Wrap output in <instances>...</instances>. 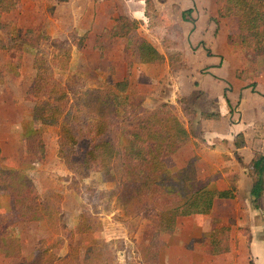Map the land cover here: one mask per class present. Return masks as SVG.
Here are the masks:
<instances>
[{
  "label": "rangeland",
  "instance_id": "1",
  "mask_svg": "<svg viewBox=\"0 0 264 264\" xmlns=\"http://www.w3.org/2000/svg\"><path fill=\"white\" fill-rule=\"evenodd\" d=\"M9 1L13 3V8L10 13L0 17V23L10 24L14 30L39 26L46 41L68 40L71 43L72 55L68 66L53 65L54 77L63 84L71 78L91 88L120 80L125 73V47L136 51L143 40L149 41L165 53H180L182 48L186 61L182 63V67L177 66V63L169 70L166 63L134 66L135 76L133 81H130L127 98L130 101L137 97L142 98L140 118L145 119L154 112L171 110L186 126L191 121L192 136L198 140L201 139L204 129L208 137L221 127V130L225 131L227 124H231L233 119L238 121L240 117L245 118L247 115V108L240 113L236 111L238 110L236 98L233 99L228 93L233 86L242 85L241 81L231 77V72L243 71L242 73L250 78L248 81L251 86L246 88H251L252 91L255 89V80L264 77L263 58H259L257 63L252 65L253 69L255 68L254 74H247L249 64L245 52L241 46L228 43L229 36L238 34L237 20L211 18L216 16V0H180L173 1V4L169 0H152L154 11L146 10L144 3L134 0H70L67 4H56L51 0ZM187 9H192L189 18L193 21L198 19L199 28L193 26V30L190 31L187 25L183 29L185 24L182 11ZM144 13L146 17L143 16ZM132 17L142 19V23L139 22L138 29L127 39L99 37L103 28L109 30L108 28L114 24L125 19L132 20ZM25 51L18 65L8 54L0 53V149L4 157V166L27 173L34 180L41 198H49L57 193L64 196L60 230L54 238H63L66 233L72 232L76 236L75 247L79 249L81 264H142L137 249L143 245L147 246L150 242L156 222L153 211L170 207L171 204L147 198L152 213L144 219L124 221L121 207L115 201L118 186L112 174L91 173L85 179L75 176L78 180V189L74 191V185L71 183L72 172L58 157L59 124L35 121L31 112L32 105L24 99L25 91L35 74L34 52L29 49ZM212 51L222 56L227 54L229 57L221 70L212 71L213 74L221 76V81L225 79L224 85L221 84L219 88L216 85L217 77L211 79L203 76L199 79L198 72L202 73L206 68L204 64L198 65V61L206 55H212ZM207 74L211 76V73ZM245 83L248 85V82ZM221 91L225 95L229 94L228 97L233 101L231 118L207 121L206 125L216 124V127L204 128L202 126L204 120H201L200 113H216V96L220 95ZM183 98L185 103L180 102ZM253 100L255 97L251 96L250 91L242 93L244 106ZM190 111H194L196 116L189 115L187 112ZM245 119L242 121L247 122ZM259 124L254 128L255 138L264 135V129L259 127ZM34 131L40 132L44 139L46 158L42 163L37 162L31 155L23 154L24 138ZM194 143L199 154L206 156L212 163L213 159L217 160L212 166L220 168L224 165V161H220L214 151H211L213 146L212 148L202 146L200 141ZM86 145L87 141L82 139L73 155L74 160L80 161L83 158ZM218 146L225 158V153L231 148L228 141L223 140ZM186 153L189 154V151ZM251 154L250 150L245 151L243 159L249 158ZM166 162L172 170H176L181 163L174 161L173 156ZM235 167L242 174L246 164L237 161ZM227 169L225 167L224 171ZM201 170H207L205 164ZM241 181L242 179L239 181V188L242 187ZM243 181L250 188V180L245 178ZM217 202L219 201L216 200L214 203ZM260 206L262 208L258 210ZM240 207L242 218H236L232 224L233 260L239 255L237 251L244 247L240 241L242 238L238 235L242 228L243 230L248 228V225H245L246 217H249L250 225L264 227V201L256 206L249 201L248 195L244 192ZM0 210L15 217L12 213L14 209L7 197L0 196ZM82 212L93 214L95 228L88 233H81L77 229L79 215ZM237 213L234 211L232 215L238 216ZM191 224L195 229L196 221L193 223L190 220L179 221L173 236L163 240V245L158 249V258L156 260L154 257L153 264H180V246L189 241L193 233L190 229ZM208 225L207 220L205 222L207 230ZM12 230L21 236L27 257L35 250H43L54 239L45 224L24 225L15 222ZM100 234L107 237L102 244L87 246L88 240L101 237ZM202 244L197 246L196 250L202 258L199 260L194 256L188 259L192 258L199 264H210V259L205 257L207 252L205 243ZM187 249L195 250L193 242L189 243ZM17 260V263H22L24 258ZM221 263L223 261L217 259L213 264Z\"/></svg>",
  "mask_w": 264,
  "mask_h": 264
},
{
  "label": "trees",
  "instance_id": "2",
  "mask_svg": "<svg viewBox=\"0 0 264 264\" xmlns=\"http://www.w3.org/2000/svg\"><path fill=\"white\" fill-rule=\"evenodd\" d=\"M63 4L69 0H52ZM146 10L154 11L151 0H143ZM13 8L9 0H0V17ZM218 19L235 18L238 34L227 38L229 44L239 45L246 54L247 74L253 75L259 58L264 59V0H216ZM190 13L185 11L184 18ZM138 21L125 19L113 28L104 30V39H127L136 31ZM34 52L35 74L27 87L24 99L32 105L35 121L59 124L58 157L72 172L73 189L78 188V180L87 178L91 173L112 174L118 192L115 201L123 212V220L144 219L152 213L147 198L164 204L165 208L155 210V228L147 246L139 248L142 260L149 263L155 250L162 245V237L176 230L181 217L208 215L216 199H234L236 178L229 179V189L215 191L208 183L198 180L195 158L190 159L179 170H172L167 159L190 141L191 121L186 126L171 110L154 112L147 118H140L142 98L133 101L127 98L129 77L134 62L141 64L161 63L164 56L146 41L137 50L125 47L124 60L127 64V77L113 85L85 87L69 78L63 84L54 77L53 65L68 66L71 60L72 45L68 40L48 42L43 30L38 26L14 30L10 24L0 23V52H5L20 63L25 50ZM169 67H182L180 53H165ZM236 71V78L248 82L249 77ZM249 75V76H250ZM185 103V99L180 100ZM185 110V109H184ZM193 117L194 111L187 112ZM201 120H219L214 112L200 113ZM133 125V126H132ZM87 145L80 161L73 155L80 141ZM234 145H244L243 135L236 136ZM23 154L33 156L37 162L46 158L45 143L40 132L34 131L24 138ZM4 158L0 151V193L12 200L16 218L21 223L44 222L54 234H59L61 194L41 198L33 180L23 171L4 168ZM252 185V203L258 206L264 197V151L256 153L249 166ZM76 176V177H75ZM12 218L0 216V255L6 258H20V240L9 231ZM95 228L93 214L82 212L77 229L88 233ZM68 253L58 257L64 246L63 238H54L43 250L23 264H80L78 250L73 247L74 235H65ZM229 229L222 227L214 230L210 242V253L218 255L229 250ZM92 240L89 246L102 244Z\"/></svg>",
  "mask_w": 264,
  "mask_h": 264
},
{
  "label": "crops",
  "instance_id": "3",
  "mask_svg": "<svg viewBox=\"0 0 264 264\" xmlns=\"http://www.w3.org/2000/svg\"><path fill=\"white\" fill-rule=\"evenodd\" d=\"M134 1L139 2V3H144L143 0H134ZM169 1L172 4L174 3L173 1L180 2V0H169ZM67 3H69V2H67ZM67 3H63V4H67ZM56 4H58V3H56ZM144 6L146 9L145 3H144ZM185 11H190V13H191L192 9H187V10L182 11L183 17H184L183 13ZM190 13L187 16H185V18H184L183 24H185V25L183 26V29H184V27H187V25H188L189 27H187V28H190V31H191V30H193V26H196V28H199L200 25L198 23V19H196V21H193L189 18ZM143 16L146 17V14L144 13ZM216 17H217V12H216V16H212L211 18H216ZM136 18L137 17H132V20H135V21L142 23V19H136ZM189 23L192 25H189ZM115 25L116 24H114V26ZM114 26H112L111 28H113ZM111 28H108V29H111ZM104 30H107V29L103 28L101 30V34L99 36L100 38H102L101 35L104 32ZM182 32L183 31H181V33ZM181 33H180V35H181ZM182 36H183V33H182ZM115 39H120V38H115ZM143 41L150 43L147 40H143ZM210 47H212V45H210ZM212 48H211V50H213ZM156 49L160 54H162L164 56L165 59L163 62L153 63V64H141V63H135L134 62L133 67L134 66H146V65L166 63L168 70H169V68H170L169 67V61L166 58L165 52L160 51L158 48H156ZM180 50H181L180 54L182 53V56L180 57L181 63H184L186 61H185V57L183 56V54H184L183 49L180 48ZM0 53H2V52H0ZM216 57H218V58H216ZM228 58L229 57L227 56V54L222 56L221 54H218L217 52L212 51V55H206L205 58L199 60L198 65L204 64V66L206 68L202 73L198 72L200 74L199 79H201L203 76H204V78L209 77L211 79L217 77L216 78L217 79L216 80L217 87L219 88L221 86V84L224 85L225 79L223 81H221L220 80L221 76L213 74L212 71H215V69L221 70V67L228 60ZM124 62L126 64L125 60H124ZM133 67H132V71H131V74L129 77V84H130L131 80L133 81V78L135 76V68H133ZM207 73H211V76L208 75ZM235 73H236L235 70H234V72H231V77H234L235 79L241 81L242 85L240 87H238V86L234 87L233 86L232 89H230L228 91V93H230L233 96V99L236 98L235 104H236V106H238V110H236L238 113H240L241 110H243L244 108H247L246 109L247 115L245 116L246 119L242 118V117H240V119L238 121H235L233 119L232 120L233 122L231 124H227L225 131L221 130V128H222L221 127L220 129H217L216 131L212 132V134H209L210 136H208V137H206L208 134H207V131L204 129V131H202L203 134L200 136L201 137L200 140L192 137L189 142H187L175 154L172 155L174 157V161H176V162L181 161L180 165H178L176 170L183 168L190 159L195 158V168H196L198 180L201 183L207 182L209 188L212 190L219 191V192L226 191L229 189V179L232 177L236 178V184H235L236 185V193H235L234 199H216L219 202H217L216 204L213 203L211 212L206 216H190V217H181L178 219L176 230L178 228L179 221L185 222V220H190V222H192V223H193V221H196V223H197V224H195V229L193 228L192 224L190 226L191 232H193V233L191 234V237L189 238V241L187 242V244L180 246V264H199V263L195 262L194 260H192V258H191V260H189L188 258L189 257L194 258V256L196 259H199V260H200V258H202L201 255L196 252L197 246L203 245L202 243H205L204 245L206 246V250H207V252L205 253V257L208 260L210 259V262H209L210 264H213L214 261H216L217 259H219L220 261H223V263H221V264H249V263L264 264V227H262L260 225V228H259L258 226L256 227L254 225H250V223H248L249 217L248 218L246 217L247 221L245 222L246 223L245 225H248V228L246 227L243 230V228L241 227L242 228L241 232L238 235V236H240V238H242L240 241L242 242V245L244 247L241 250L237 251V253L239 254L237 256V259L233 260V254H232L233 253V250H232L233 225L232 224H234V220L236 218H240V219L242 218V215H240L241 214L240 211H242L241 207H240L242 193L244 195V192H245V194L248 195L249 201L251 200V202H252V198L250 196V189H251L252 181H251V178L249 177L248 166H249L251 160L253 159V157L256 153H263V151H264V135L255 138L256 133L254 131V128L259 123H260L259 127H263V129H264V77H262V78L260 77V78H257L255 80V84H256L255 89H254V91H252L251 88H249V89L246 88V87H248L247 83L236 78ZM126 77H127V64L125 65V73H124L123 77L120 80L112 83L111 85L123 81ZM259 86H261V87H259ZM245 91L246 92L250 91L251 96L255 97V100H253L252 102L248 101L246 106H244L243 101H242V93ZM220 95L218 94V96H216L217 105H216V111H215L216 113H218L220 115V119L219 120H204L203 122L205 124L202 123V126H204V128L205 127L209 128V126L216 127V124H209L208 123L209 125H206L207 121H221V120H229L231 118V115H232L231 110H232V106H233V101L230 97H228L229 94L225 95L221 91ZM225 96L227 97L228 101L226 100ZM257 101H259V102H257ZM243 119H245L247 122H243L242 121ZM222 132H224V133H222ZM240 133L243 135L244 145L241 148H236L234 145V142H235L236 136ZM223 140L228 141V145H230V147H231L230 151L225 153L226 154L225 158L223 157V155H221L223 153V151H221L219 149V146H218V144L223 143ZM197 141L198 142L200 141L201 145L205 146V147H211L212 148V146H213L211 151H214V153L218 156L220 161H224V165H222V167H220V168L212 166V164L214 162L217 163V160L213 159V163H212L211 160L208 159L206 156L199 154L198 148H195L196 145L194 143ZM211 141H216V143H211ZM248 150H250V153H252L251 156L247 159H245V158L243 159L244 152L248 151ZM0 151H1V155H2V150L0 149ZM187 151H189V154L186 153ZM2 157H3V155H2ZM237 161H242L244 164H246V169L245 168L242 169V174L239 173V171L236 169V167L234 168V166L237 164ZM203 164H205V167L207 168L206 171L201 170V167ZM3 167L6 168L4 166V163H3ZM225 167L228 168L226 171H224ZM176 170H174V171H176ZM219 170L221 172H219ZM243 173H245V174H243ZM202 175H204V176L201 177ZM245 178L250 180V188H248L247 184H244L243 180ZM240 179H242V181H241L242 187L241 188H239ZM33 182H34V180H33ZM34 185H35V182H34ZM243 186H244V189H243ZM37 191H38V189H37ZM0 196L7 197L10 200L11 205H12V200L9 196L4 195L2 193H0ZM62 197H63V200H62V203H63L64 196L62 195ZM216 200H214V202ZM263 201H264V197L262 198L261 202L263 203ZM62 203H61V205H62ZM262 203H260V204H262ZM12 207H13V205H12ZM261 208L262 207L260 206V208H258V210H260ZM120 210L122 212V209H120ZM258 210L256 211L257 213H258ZM234 211L238 212L237 213L238 216L232 215ZM12 213L15 215V217H13L11 214H9L7 212H4L3 210H0V216L12 218L9 231L12 232L14 237H16L20 240V244H21V257L20 258H24V260L22 263H17V261H18L17 259H20V258H6L4 255H0V262H4L5 264H23L25 261L31 260L42 249L33 251V253L31 255H29L28 257H27V255H25L23 240H22L21 236L19 234H16L15 232L13 233V230H12L15 222H19L16 218L15 210ZM122 218H123V212H122ZM13 220H15V221H13ZM207 220L209 221V225H208L209 229L208 230L205 227V222ZM228 222H231V223L228 224ZM19 223L24 224V225L45 224L44 222H37V223H21V222H19ZM262 225H263V223H262ZM46 227H47V225H46ZM222 227L229 229V239H228L229 250L225 253H222V254L212 255L210 253V247H209L210 238H211L215 229L222 228ZM249 227H250L251 232L249 231ZM154 228H155V226H154ZM154 228H153V230H154ZM47 229H48V227H47ZM176 230L174 231V233L176 232ZM48 231L52 234V237L54 238L55 235L49 229H48ZM173 234L166 235L167 237L163 236L162 237V245H163V240L165 241V238H169V237L173 236ZM100 236L101 237L88 240L87 246H89L88 243L92 240H101L104 242L107 239V237L103 234H100ZM63 239H64V246L59 251L58 257H64L68 253L69 242L67 241L66 237H63ZM73 239H74L73 247H75L76 246L75 245L76 236H74ZM51 242H52V240H51ZM190 242H193L195 250H189L190 251L189 252L187 247H188ZM244 243H245V245H244ZM181 244L182 243H180V245ZM143 246H146V245H143ZM143 246H140V247H143ZM75 248L78 250V255H79L80 264H81L79 249L77 247H75ZM139 248L137 249L138 250L137 254H138V257L140 258V260H141L140 262L142 264H153L154 263L153 262L154 257L157 260L159 248H157L155 250L154 256L149 263H145L142 260ZM65 249H66V251H64Z\"/></svg>",
  "mask_w": 264,
  "mask_h": 264
}]
</instances>
